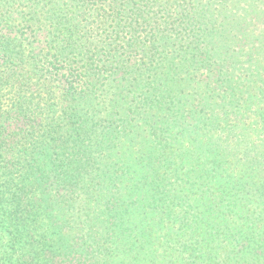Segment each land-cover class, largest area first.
<instances>
[{
	"label": "trees",
	"instance_id": "1",
	"mask_svg": "<svg viewBox=\"0 0 264 264\" xmlns=\"http://www.w3.org/2000/svg\"><path fill=\"white\" fill-rule=\"evenodd\" d=\"M0 264H264V0H0Z\"/></svg>",
	"mask_w": 264,
	"mask_h": 264
}]
</instances>
